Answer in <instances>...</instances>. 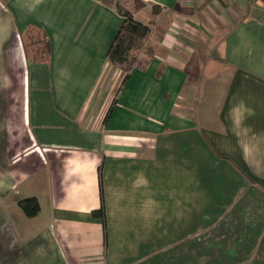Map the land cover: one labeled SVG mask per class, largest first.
I'll list each match as a JSON object with an SVG mask.
<instances>
[{
  "label": "crops",
  "instance_id": "crops-1",
  "mask_svg": "<svg viewBox=\"0 0 264 264\" xmlns=\"http://www.w3.org/2000/svg\"><path fill=\"white\" fill-rule=\"evenodd\" d=\"M139 1L110 98L116 6L0 0V264H264V8Z\"/></svg>",
  "mask_w": 264,
  "mask_h": 264
},
{
  "label": "trees",
  "instance_id": "trees-1",
  "mask_svg": "<svg viewBox=\"0 0 264 264\" xmlns=\"http://www.w3.org/2000/svg\"><path fill=\"white\" fill-rule=\"evenodd\" d=\"M102 1L104 3H110L108 0ZM122 15V23L107 51L106 57L109 63H113L122 67L126 65V72L124 75L125 77L133 67L145 63V60L152 55L153 48L151 49V53H148V57L143 61L133 63L130 60L131 51L136 47L138 42L144 40L149 35L151 29L149 24L143 23L142 21L134 18L130 13H122ZM18 203L24 210V213L28 216H34L39 211L38 201L34 197L21 199L18 201ZM94 213L99 214L102 212L100 210L95 211Z\"/></svg>",
  "mask_w": 264,
  "mask_h": 264
},
{
  "label": "rangeland",
  "instance_id": "rangeland-1",
  "mask_svg": "<svg viewBox=\"0 0 264 264\" xmlns=\"http://www.w3.org/2000/svg\"><path fill=\"white\" fill-rule=\"evenodd\" d=\"M110 3H112L121 13H130L133 12V9H136L140 7L141 3L139 0H108ZM261 3H260V2ZM259 4L264 8V3H262L261 0H259ZM151 9L154 11V13L159 16L162 14V10L159 8L151 7ZM151 31L149 35L142 41L138 42L136 47L131 51L130 53V60L133 63H138L139 61H143L148 57V53H151V49L153 48L152 41L153 38H156L155 34V26L150 24ZM35 38V35L33 36ZM41 41V40H40ZM43 44V40L41 41ZM44 48V44H43ZM153 53V52H152ZM125 67L118 66L113 63H109L106 72L102 78V81L100 82L102 91L109 93L110 98L115 96L117 93L118 88L120 87V84L122 82V79L125 75Z\"/></svg>",
  "mask_w": 264,
  "mask_h": 264
},
{
  "label": "built area",
  "instance_id": "built-area-1",
  "mask_svg": "<svg viewBox=\"0 0 264 264\" xmlns=\"http://www.w3.org/2000/svg\"><path fill=\"white\" fill-rule=\"evenodd\" d=\"M262 2L264 3V0H262Z\"/></svg>",
  "mask_w": 264,
  "mask_h": 264
}]
</instances>
